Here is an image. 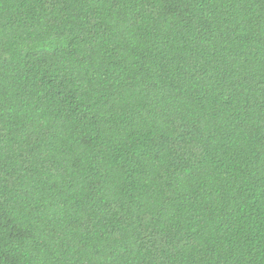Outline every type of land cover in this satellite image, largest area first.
I'll return each mask as SVG.
<instances>
[{"label":"trees","instance_id":"trees-1","mask_svg":"<svg viewBox=\"0 0 264 264\" xmlns=\"http://www.w3.org/2000/svg\"><path fill=\"white\" fill-rule=\"evenodd\" d=\"M0 264H264V0H0Z\"/></svg>","mask_w":264,"mask_h":264}]
</instances>
